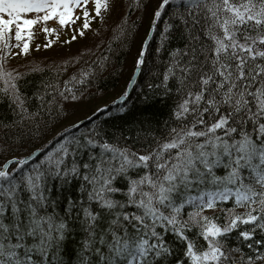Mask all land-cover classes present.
<instances>
[{
    "label": "snow or ice",
    "instance_id": "1",
    "mask_svg": "<svg viewBox=\"0 0 264 264\" xmlns=\"http://www.w3.org/2000/svg\"><path fill=\"white\" fill-rule=\"evenodd\" d=\"M176 2L184 7L180 20L189 29L188 47L168 69L184 93L175 112L182 123L145 154L89 136L60 143L46 167L37 164L27 175L9 171L11 164L27 161L5 163L0 264H63L59 253L73 222L85 233L81 264H224L229 235L250 241L249 248L264 244L253 235L264 232V0ZM86 3L0 0V51L14 39L27 54L37 24L75 23L80 17L73 18L74 8ZM171 3L162 0L160 8ZM94 4L97 17L109 9V0ZM90 23L84 10L82 28ZM70 177L83 182V195L66 197L61 214L49 181L67 184ZM120 179L128 181L126 190ZM119 193L122 198H114ZM220 204L235 206L225 223L204 215ZM189 206L195 211L186 212ZM193 227L198 231L192 233ZM170 237L183 246L184 259L170 261Z\"/></svg>",
    "mask_w": 264,
    "mask_h": 264
},
{
    "label": "trees",
    "instance_id": "2",
    "mask_svg": "<svg viewBox=\"0 0 264 264\" xmlns=\"http://www.w3.org/2000/svg\"><path fill=\"white\" fill-rule=\"evenodd\" d=\"M154 1H126L120 13L113 16L119 18V29H109L110 34L105 32L103 47L88 62L78 64L79 69L50 64L20 69L21 61H15L11 69H0V167L7 160L15 158L18 162L38 151L22 167L17 163L9 167L14 174L27 175L37 164L46 167L48 154L55 153L60 143L89 136L98 142L126 146L141 154L158 148L170 138L171 130L182 123L176 119L175 112L184 93L178 78L170 75L168 69L175 66L177 57L189 45V29L180 20L186 13L176 0L157 10L161 11L159 19L155 16L157 11L154 12L152 35L142 69L128 96L117 102L120 97L117 93L125 87L135 66L134 57L142 44L141 38L148 32L149 25L145 28L148 18L144 16L152 17ZM33 33L32 38H37L36 28ZM207 44L205 40V47ZM81 104L83 109L79 108ZM82 183L79 178L71 177L67 184L63 180L49 181L58 200V213L62 214L66 197L83 195ZM127 183L125 179L119 180L122 189ZM122 196L119 193L114 198ZM231 207L235 206L220 204L215 211H206L204 215L225 223L226 217L231 215L228 211ZM185 211L195 209L189 206ZM235 211L243 213L245 210L235 208ZM73 224L72 234L63 242L59 253L63 264H81L85 233L79 224ZM249 227L240 225L241 229ZM197 231L196 227L192 228V233ZM253 235L255 239L264 240V232L260 229ZM169 239L174 251L170 261L184 259L183 246ZM249 243L236 233L229 235L224 242L229 259L224 264H264V256H261L264 244H253L249 248Z\"/></svg>",
    "mask_w": 264,
    "mask_h": 264
},
{
    "label": "rangeland",
    "instance_id": "3",
    "mask_svg": "<svg viewBox=\"0 0 264 264\" xmlns=\"http://www.w3.org/2000/svg\"><path fill=\"white\" fill-rule=\"evenodd\" d=\"M126 1L128 0H109V9L107 11L102 9L101 15L97 17L95 15L94 0H87L86 5L81 4L74 8L73 18L80 17L75 23H69L65 27H61L56 20L48 21L47 25L37 24L35 28L38 37L32 38L30 41L28 40L29 51L27 54L23 53L21 48L14 46L17 43L14 39L10 41V44L13 46L10 47L9 51H0V69H11L15 66L13 65L15 61H21L20 69L26 66L40 67L44 64L63 68H65V65H68L71 69L77 68L78 64L88 62L95 53L103 47L106 41L105 32L110 34L111 32L108 31L109 29L114 31L119 29V18L118 16H113L120 13ZM154 2L155 4L151 10L152 17L149 19V16H144V19L147 20L148 18L145 28L148 25V28H150L154 19L153 14L160 8L162 3L161 0H155ZM70 7H72V5H70ZM84 10L89 13L91 19L90 27L86 30L82 28L84 23ZM147 10L149 11V7ZM45 26L49 29H55L56 31L47 34L42 30ZM145 28H143L144 32ZM81 30L84 31L83 35H79ZM148 30L149 29H147V31ZM146 33L141 38V43L145 39ZM73 36H76V39H73ZM25 38L27 39V36ZM49 41L52 42L51 46H48ZM22 43L23 42H21V45ZM33 58L37 60L31 61L30 59ZM28 59L30 61H28ZM64 70L68 71V69ZM124 88L125 87H122V89ZM120 94H122L121 89L117 93V96ZM82 107L84 106L81 104L79 108L83 109Z\"/></svg>",
    "mask_w": 264,
    "mask_h": 264
},
{
    "label": "water",
    "instance_id": "4",
    "mask_svg": "<svg viewBox=\"0 0 264 264\" xmlns=\"http://www.w3.org/2000/svg\"><path fill=\"white\" fill-rule=\"evenodd\" d=\"M152 30H153V25H150V28H149V30H148V32H147V35H146L145 39L143 40V42H142V44H141V46H140V49H139V50H140V52H139V56H138L137 61L135 62V66H134V68H133V69H134L133 74H132L130 80L128 81V83H127V85H126V90H125V92H123V93L121 94V96L119 97V99H118L117 102L122 101V100L125 98V96H127V94L129 93V91H130V89H131V86L135 83V80H136V78H137V76H138V74H139V71H140L139 68H140V65H141V64H138V62H139L140 60H142V57H143V54H144L145 48H146V46H147V44H148V41H149V39H150V37H151V35H152ZM37 153H38V151H34V152H32L30 155L24 157L22 160L26 161V160L32 158L33 156H35ZM8 161H17V160H16V159H10V160H8ZM8 161H7V162H8ZM7 162H5V163H7ZM5 163H4V164H5Z\"/></svg>",
    "mask_w": 264,
    "mask_h": 264
},
{
    "label": "bare ground",
    "instance_id": "5",
    "mask_svg": "<svg viewBox=\"0 0 264 264\" xmlns=\"http://www.w3.org/2000/svg\"><path fill=\"white\" fill-rule=\"evenodd\" d=\"M145 50H146V48H145ZM139 52H140V50H139L138 53L135 55V61H137V59H138ZM144 54H145V51H144ZM144 54H143V57H144ZM143 57H142V61H143V59H144ZM142 64H143V63H142ZM142 64L140 65V68H139L140 70L142 69ZM133 71H134V69H132V71L130 72V74H129V76H128L127 83H128V81L130 80V78H131V76H132V74H133ZM139 72H140V71H139ZM136 79H137V78H136ZM135 81H136V80H135ZM127 83H126V85H127ZM126 85H125V88H124V89L121 88V91L125 92V90H126ZM134 85H135V83L131 86L130 91L132 90V88L134 87ZM130 91H129V93H130ZM129 93H128V94H129ZM128 94H127V96H128ZM119 96H121V95H119ZM119 102H121V101H119ZM13 159H15V158H13ZM16 160H17V159H16ZM7 161H8V160H7ZM7 161H6V162H7ZM3 165H4V164H3ZM3 165H2V166H3Z\"/></svg>",
    "mask_w": 264,
    "mask_h": 264
}]
</instances>
